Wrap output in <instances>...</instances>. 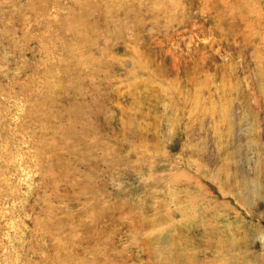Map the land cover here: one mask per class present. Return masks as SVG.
<instances>
[{
  "label": "rangeland",
  "instance_id": "374dc122",
  "mask_svg": "<svg viewBox=\"0 0 264 264\" xmlns=\"http://www.w3.org/2000/svg\"><path fill=\"white\" fill-rule=\"evenodd\" d=\"M0 264H264V0H0Z\"/></svg>",
  "mask_w": 264,
  "mask_h": 264
}]
</instances>
